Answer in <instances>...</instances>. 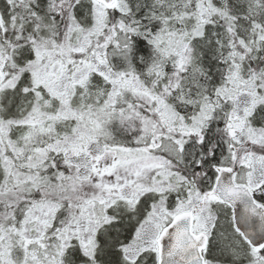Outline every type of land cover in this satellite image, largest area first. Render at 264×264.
Segmentation results:
<instances>
[{"label": "snow or ice", "instance_id": "1", "mask_svg": "<svg viewBox=\"0 0 264 264\" xmlns=\"http://www.w3.org/2000/svg\"><path fill=\"white\" fill-rule=\"evenodd\" d=\"M0 264H264V0H0Z\"/></svg>", "mask_w": 264, "mask_h": 264}]
</instances>
